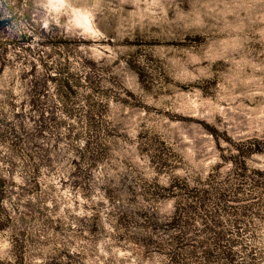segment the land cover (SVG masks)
<instances>
[{"label": "rangeland", "instance_id": "rangeland-1", "mask_svg": "<svg viewBox=\"0 0 264 264\" xmlns=\"http://www.w3.org/2000/svg\"><path fill=\"white\" fill-rule=\"evenodd\" d=\"M0 264H264V0H0Z\"/></svg>", "mask_w": 264, "mask_h": 264}]
</instances>
